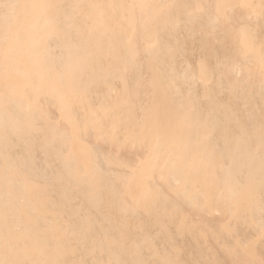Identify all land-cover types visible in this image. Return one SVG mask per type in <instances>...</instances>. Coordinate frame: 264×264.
Masks as SVG:
<instances>
[{
    "label": "bare ground",
    "instance_id": "6f19581e",
    "mask_svg": "<svg viewBox=\"0 0 264 264\" xmlns=\"http://www.w3.org/2000/svg\"><path fill=\"white\" fill-rule=\"evenodd\" d=\"M0 264H264V0H0Z\"/></svg>",
    "mask_w": 264,
    "mask_h": 264
}]
</instances>
